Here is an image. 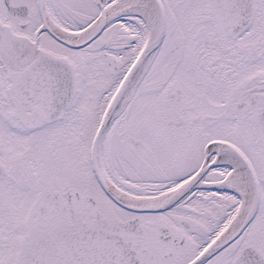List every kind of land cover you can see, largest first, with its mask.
I'll return each instance as SVG.
<instances>
[{
	"label": "snow or ice",
	"instance_id": "1",
	"mask_svg": "<svg viewBox=\"0 0 264 264\" xmlns=\"http://www.w3.org/2000/svg\"><path fill=\"white\" fill-rule=\"evenodd\" d=\"M0 264H264V0H0Z\"/></svg>",
	"mask_w": 264,
	"mask_h": 264
}]
</instances>
